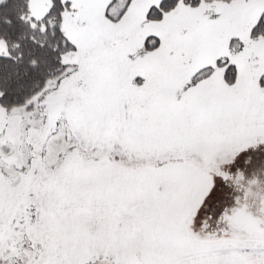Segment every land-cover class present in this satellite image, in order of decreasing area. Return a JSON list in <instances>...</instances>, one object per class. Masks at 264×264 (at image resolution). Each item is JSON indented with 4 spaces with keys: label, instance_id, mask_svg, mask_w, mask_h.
Listing matches in <instances>:
<instances>
[{
    "label": "snow or ice",
    "instance_id": "obj_1",
    "mask_svg": "<svg viewBox=\"0 0 264 264\" xmlns=\"http://www.w3.org/2000/svg\"><path fill=\"white\" fill-rule=\"evenodd\" d=\"M0 264H264V0H0Z\"/></svg>",
    "mask_w": 264,
    "mask_h": 264
}]
</instances>
